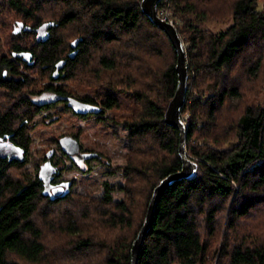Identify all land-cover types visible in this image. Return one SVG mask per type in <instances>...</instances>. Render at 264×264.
<instances>
[{"label": "trees", "instance_id": "16d2710c", "mask_svg": "<svg viewBox=\"0 0 264 264\" xmlns=\"http://www.w3.org/2000/svg\"><path fill=\"white\" fill-rule=\"evenodd\" d=\"M141 2L0 0V46L13 58L0 54V141L9 138L26 154L23 163L0 157V264L132 263L156 187L183 166L180 132L165 122L178 85L177 53ZM259 2L158 5V15L175 25L186 46L182 120L187 154L199 168L192 181L161 193L138 264H264V104L255 103L264 92ZM227 18L232 23L225 30L205 26ZM44 28L38 42L37 30ZM25 53L32 59L19 56ZM78 88L95 96L73 97ZM46 93L68 108V98L97 106L99 118L121 110L129 97L131 114L113 118L130 139L121 201L108 183L102 197L72 190L55 197L45 195L40 171L26 179L31 124L50 106L31 96ZM47 162L56 167L52 155Z\"/></svg>", "mask_w": 264, "mask_h": 264}, {"label": "rangeland", "instance_id": "374dc122", "mask_svg": "<svg viewBox=\"0 0 264 264\" xmlns=\"http://www.w3.org/2000/svg\"><path fill=\"white\" fill-rule=\"evenodd\" d=\"M263 7L264 2H259V10ZM231 23L232 18H227L225 21L211 20L205 26L213 32H218L227 29ZM0 47L1 55L6 54L12 58L7 45ZM39 83L45 85L47 82L39 81ZM75 92L73 97L95 96L87 89L78 88ZM128 98V96L124 97L125 105L119 111H106L102 118L95 114L82 118L64 103L57 101L56 97L47 94L31 96L36 104L50 106L41 110L31 124L32 145L25 166L26 179L34 180L39 175L46 156L50 154L53 156V164L57 167L56 182L72 181L73 192L96 197L105 194V183H108L113 198L121 201L124 198L122 187L126 184L123 169L129 158L130 139L125 125L117 124L113 118L114 115L120 118V115L131 114ZM255 103L264 104V92ZM186 119H190V114L186 115ZM70 136L76 137L85 151L99 153L103 158L90 160L87 163H74L61 150V141Z\"/></svg>", "mask_w": 264, "mask_h": 264}, {"label": "water", "instance_id": "95a60500", "mask_svg": "<svg viewBox=\"0 0 264 264\" xmlns=\"http://www.w3.org/2000/svg\"><path fill=\"white\" fill-rule=\"evenodd\" d=\"M162 0H142L141 8L143 13L149 18V20L157 26L160 30L165 32L169 37L175 51L177 53V65L176 72L178 75V85L174 98L170 101L168 108L165 113V122L169 126L176 127L180 132V145L179 153L183 162L182 169L179 172L173 173L165 178L161 183L156 187L149 211L146 217L145 224L139 233L137 239L135 240L132 247V263L138 264L139 256L142 250L143 242L146 234L150 230L154 217V210L158 199L161 193L167 190L176 182L183 180L192 181L198 172V164L191 160L186 151V124L182 120V109L186 103L187 93L189 91V72H188V60L186 46L181 38L177 28L172 22H169L165 19H162L158 15V5ZM45 28L37 30V39L40 42L44 38ZM82 39H77L72 43V48L76 49ZM77 55L76 51H73L70 54V57L73 59ZM17 56V55H14ZM20 57L24 56V60L29 61L32 59L31 54H20ZM68 101V106L76 113L77 115H88V114H99L101 109L97 106L81 103L73 98L66 99ZM61 145L66 151L67 155L74 159L80 154L81 145L78 139L74 137H65L61 141ZM0 157L7 158L10 161L18 160L20 162H25L26 154L25 151L13 144L9 138L0 141ZM47 167V169H46ZM50 173H55L56 169L53 167L50 162H47L40 170V177L45 181V195L52 196H65L72 188V181L64 182L61 185L51 188L50 179L43 178L45 171Z\"/></svg>", "mask_w": 264, "mask_h": 264}, {"label": "flooded vegetation", "instance_id": "af4514ba", "mask_svg": "<svg viewBox=\"0 0 264 264\" xmlns=\"http://www.w3.org/2000/svg\"><path fill=\"white\" fill-rule=\"evenodd\" d=\"M47 96L56 97L53 94H47ZM60 99L61 98L56 97V100H60ZM102 158H103V156L101 154L94 153V152H89V151H85L83 149V147L81 146L80 154L77 157H75L74 160L76 161L77 164H80V163H87L90 160H96V159L97 160H100ZM45 165H43V166H45ZM46 169H47V167H46ZM55 169H56V172L55 173H50V174H48L49 172L46 170L45 171V175L43 176V178L45 177V178H49L50 179L51 188L57 187V186L61 185L62 183H64V181H62V182H56L55 176L57 175V168L55 167Z\"/></svg>", "mask_w": 264, "mask_h": 264}]
</instances>
